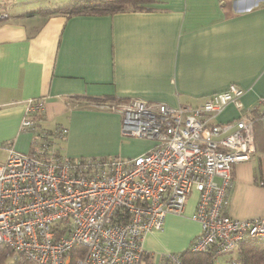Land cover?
<instances>
[{
  "label": "crops",
  "instance_id": "1",
  "mask_svg": "<svg viewBox=\"0 0 264 264\" xmlns=\"http://www.w3.org/2000/svg\"><path fill=\"white\" fill-rule=\"evenodd\" d=\"M69 0H12L0 22V162L11 145L31 149L32 130L20 126L26 104L41 98L38 128H67L55 149L69 157L135 156L148 140L123 142L120 115L101 100L199 105L234 83L241 106L214 117L225 122L264 109V0H152L145 8L113 13H44ZM115 103V102H114ZM254 151L232 165L224 212L264 217V118L253 124ZM140 146L137 149L133 146ZM193 193V194H192ZM181 215L169 213L161 230L146 233L147 261L180 252L200 232L191 219L192 192ZM237 259L236 251L215 263Z\"/></svg>",
  "mask_w": 264,
  "mask_h": 264
},
{
  "label": "built area",
  "instance_id": "2",
  "mask_svg": "<svg viewBox=\"0 0 264 264\" xmlns=\"http://www.w3.org/2000/svg\"><path fill=\"white\" fill-rule=\"evenodd\" d=\"M9 1L0 0V22L9 17ZM243 93L231 83L195 106L141 99L106 105L120 115L122 136L152 141L128 158L60 154L54 141L67 128H38L44 102L28 100L20 126L34 133L31 149L9 145L0 162V247L36 264H139L146 233L161 230L167 214L181 215L192 192L197 199L190 218L200 232L191 251L214 247L216 261L247 240L264 241V217L224 212L232 165L250 158L253 124L264 109L213 119L229 103L241 106ZM159 264L182 263L165 252Z\"/></svg>",
  "mask_w": 264,
  "mask_h": 264
},
{
  "label": "trees",
  "instance_id": "3",
  "mask_svg": "<svg viewBox=\"0 0 264 264\" xmlns=\"http://www.w3.org/2000/svg\"><path fill=\"white\" fill-rule=\"evenodd\" d=\"M152 0H69L56 8L44 7L40 11L44 13L61 12L67 15L77 13H113L124 10H140L145 8ZM12 0L9 1L8 11ZM37 98V97H36ZM104 104H111L117 101H110L108 97L101 99ZM257 112V111H256ZM38 125V124H37ZM49 131V130H48ZM214 247L206 252H193L187 249L176 252L182 264H217L214 261ZM237 259L227 264H264V241L247 240L236 250ZM11 252L0 247V264H36L32 260L18 255L13 260L7 261ZM148 255L142 252L139 264H152L147 261Z\"/></svg>",
  "mask_w": 264,
  "mask_h": 264
},
{
  "label": "rangeland",
  "instance_id": "4",
  "mask_svg": "<svg viewBox=\"0 0 264 264\" xmlns=\"http://www.w3.org/2000/svg\"><path fill=\"white\" fill-rule=\"evenodd\" d=\"M8 11V10H7ZM9 12V11H8ZM130 139L132 140H144V141H147V139H144V138H136V137H126V136H123V142H127L129 141ZM128 143V142H127ZM141 144H139L138 146H133L134 149L137 148V149H141L142 146H140ZM151 147V146H150ZM145 151H143L142 153H144ZM141 154V153H140ZM116 156H119V157H122V158H128V157H132V156H125V155H116ZM193 194V193H192ZM14 259V256H8L7 258V261H11Z\"/></svg>",
  "mask_w": 264,
  "mask_h": 264
}]
</instances>
